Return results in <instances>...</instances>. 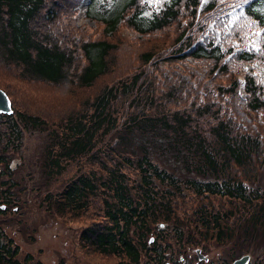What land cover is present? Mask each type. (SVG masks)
Masks as SVG:
<instances>
[{
	"label": "trees",
	"instance_id": "obj_1",
	"mask_svg": "<svg viewBox=\"0 0 264 264\" xmlns=\"http://www.w3.org/2000/svg\"><path fill=\"white\" fill-rule=\"evenodd\" d=\"M81 1L0 0V69L60 94L90 89L64 111L35 112L0 82L13 108L0 164L10 168L25 129L46 131L44 177L61 187L47 191V208L83 219L80 243L113 264L164 263L148 246L159 222L193 243L258 252L264 0H168L148 18L146 0H126L114 18L87 12L94 25L79 23ZM7 187L2 179L6 208ZM0 264H43L20 256L2 219Z\"/></svg>",
	"mask_w": 264,
	"mask_h": 264
},
{
	"label": "rangeland",
	"instance_id": "obj_2",
	"mask_svg": "<svg viewBox=\"0 0 264 264\" xmlns=\"http://www.w3.org/2000/svg\"><path fill=\"white\" fill-rule=\"evenodd\" d=\"M126 0H82L79 5V23L93 21L87 17V12L106 18H114L119 15ZM168 0H146V9L143 16L148 18ZM234 6L231 11H234ZM0 82L9 85L17 99L33 111L44 106L48 109H57L64 105L61 111L67 108L77 95L80 100H85L90 89L76 88L57 93L51 88H42L24 83L7 71L0 69ZM244 95V93H242ZM245 96V95H244ZM71 110V109H70ZM48 113V112H47ZM9 118L0 113V130H5ZM48 135L40 129H25L22 142L19 146H11L9 167L0 164V181L4 179L10 186L11 200L4 214L0 215L2 223L19 245L20 256L32 253L43 264H113L115 259L101 256L95 252L84 249L79 241L80 226L83 219L61 216L55 210H49L46 206L45 194L51 189L46 183L43 173L42 157L44 155ZM2 140V145L5 144ZM3 149V148H2ZM11 184V185H9ZM54 183L53 192L61 187ZM1 199L0 203H4ZM176 224L167 226L159 238L165 249L172 252L170 260H178L182 245L176 239ZM194 231V230H193ZM174 233V235H173ZM195 234V233H194ZM196 246V243H194ZM253 246V244L251 243ZM256 251L251 252L248 264H264V239L256 243ZM203 250V249H202ZM204 250L212 259L219 263L230 262L237 257L234 254L232 243L225 241L207 242ZM204 251V252H206Z\"/></svg>",
	"mask_w": 264,
	"mask_h": 264
},
{
	"label": "flooded vegetation",
	"instance_id": "obj_3",
	"mask_svg": "<svg viewBox=\"0 0 264 264\" xmlns=\"http://www.w3.org/2000/svg\"><path fill=\"white\" fill-rule=\"evenodd\" d=\"M159 229L156 232H158V239L157 242L154 241V236L151 235L148 246L151 249L150 254L152 255H158V252L162 249L164 254L166 255V258L164 260V263L162 264H233V262L240 257V255H237V257L233 258L230 262H223L219 263L218 260L212 259L211 255H208V252L204 250V247L206 248L207 242H212L213 240H206L203 239L200 242L196 243V246L193 242L188 241L187 237L190 235L183 236L182 238H179L177 236V231L175 230L176 239L179 242V244L182 245L183 251L180 252L178 255V260L172 261L170 260L172 255V252L168 249H165L163 245L159 241V237L162 235V233L166 230V225L163 222L158 223ZM174 235V233H173ZM175 236V235H174ZM216 242V241H215ZM203 249V250H202ZM206 251V252H204ZM234 254H236L234 252ZM151 264H157V263H151Z\"/></svg>",
	"mask_w": 264,
	"mask_h": 264
},
{
	"label": "water",
	"instance_id": "obj_4",
	"mask_svg": "<svg viewBox=\"0 0 264 264\" xmlns=\"http://www.w3.org/2000/svg\"><path fill=\"white\" fill-rule=\"evenodd\" d=\"M12 111L13 109L10 97L7 92L0 87V112L11 113ZM2 207H4V204ZM249 257V254H244L240 258L236 259L233 264H246Z\"/></svg>",
	"mask_w": 264,
	"mask_h": 264
}]
</instances>
